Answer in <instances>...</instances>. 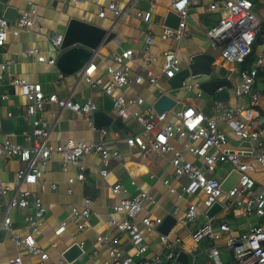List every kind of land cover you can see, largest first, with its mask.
I'll return each mask as SVG.
<instances>
[{"label":"built area","instance_id":"2783aa9c","mask_svg":"<svg viewBox=\"0 0 264 264\" xmlns=\"http://www.w3.org/2000/svg\"><path fill=\"white\" fill-rule=\"evenodd\" d=\"M73 4L81 3L82 0H66ZM264 3V0H258ZM200 0H174L170 10L178 18L176 28L164 25L160 34L162 41H179L186 35V19L190 6L198 5ZM254 0H218L209 5L211 11L219 13L217 23L206 31L212 48L219 51V56L224 69L232 74L236 73V83L232 87L233 96L248 97L251 103L255 104L258 98L254 90L255 81L259 68L264 65V52L256 55V60L247 69L240 70L239 65L253 50L252 45L258 37L261 38V45L264 48V15H259L253 10ZM118 0H108L104 8H99L98 16L103 17L105 10L115 17L121 14L117 6ZM152 6L153 4L150 3ZM31 5V4H29ZM35 7L31 5L19 17L10 22L0 17V47L3 46L10 32L17 36L21 31L37 26L33 19ZM33 15V16H32ZM143 21L150 19L151 12L145 11L137 14ZM60 37L54 42L58 47ZM145 43L153 44L152 36L145 39ZM145 54H149L147 48ZM29 57L36 56L37 62H45V58L40 54L38 47L26 50ZM162 61V73L166 78H172L181 69L180 60L173 51H164L160 54ZM133 58V51L130 48L121 49L112 55V61L120 64L106 67V72L110 76L109 82H104L99 77H94L95 66L86 64L81 69V76L90 88H97L105 95L112 98L116 116L118 118H132L140 125L139 134L126 138L128 147H137L141 152L155 151L160 154L171 153L170 164L174 175L184 178L185 183L179 192H175L176 198L194 197L197 193L203 194L202 206L203 215L215 203L222 206V210L217 214L229 212L234 217L257 220V224L250 225L247 230L236 233L232 226L221 220L214 226L208 219L199 227L191 230L188 234L189 245H183L181 238L175 234L174 226L179 224L186 226L195 222L197 218V206L189 203L183 214L179 217L178 211L173 209L170 216L175 219L174 226L166 235L158 232L157 228L162 223V219H151L147 216L137 218L142 206L149 201L154 203L152 197L145 192L125 199L120 198L113 205V211L121 213L123 218L109 223L119 234L128 237L131 253L124 255L118 247L119 237L108 234L98 235L97 243L107 248L108 259L103 264H180L176 262V257L180 252L188 256V264H197V254H204L210 264H264V189L255 190V181L250 176L251 165L245 158L253 157L257 164L263 169L264 175V117L261 116L254 107L231 108L227 102L220 101L213 103L208 115L203 114L190 105L182 106L180 109H171L167 112L157 114L152 107H146L140 112H131L130 106H140L143 104L141 97L125 98L117 95V90L130 84L132 81L139 83L140 76L130 77L129 62ZM48 64L54 65L55 60H48ZM10 61L0 63V80L8 74ZM227 66V67H226ZM58 78H62L58 75ZM148 82L153 84L155 77L149 75ZM6 84L10 88L16 89L18 95L27 100V106L23 115L24 120L31 123V130L23 131L22 137L25 145L11 142L8 139L0 141V171L2 163L7 160L16 159L25 165L15 173L14 183L17 188L23 185H34L40 183L43 191L45 185L40 181L45 166L50 161L53 154L59 157L60 164L65 167L72 165L76 167V181L84 180L85 156L89 153H98L103 166L106 167L109 159H118L120 154L117 151H109L102 142L93 141L74 142L67 140L60 145L48 143L50 134L49 122L41 118H36V111L42 109L46 104L56 106L61 110H68L87 120L92 121V114L99 110L96 103L87 99L84 103L74 102L70 97L58 98L55 94H45L39 83L27 82L23 78L7 76ZM190 91H194L199 97L201 90L198 88V81H194L188 86ZM219 87L217 91H222ZM7 95L0 96V100H6ZM11 117L10 113L6 114ZM225 124L229 129L226 134L220 127ZM107 131L102 128L101 135L105 136ZM170 140L183 142L181 150H175ZM229 140L241 142L251 140L255 143V150L238 149L229 145ZM183 152L200 158L201 165L191 163L182 158ZM228 166L227 173L221 178L218 176L220 166ZM106 169L102 168L99 173L104 176ZM231 172L238 174L235 184L227 191L221 190V183ZM72 183L73 179L68 180ZM167 183V181L165 182ZM50 189L56 190L55 184H50ZM9 191L8 186L0 184V230L9 234L10 240L16 247L23 248L27 253L38 256L40 264H51L48 261L47 253L36 244V237L40 235L43 218L46 209L41 199L28 190L15 191L8 203L3 206L1 198ZM71 193V190H67ZM126 192L119 184L112 187V193L117 195ZM91 202L86 198L80 208H72V216L77 219L76 229L82 231L89 225ZM29 209L33 213L24 218L26 227L23 235L14 232L12 220L9 216L10 209ZM206 217V216H205ZM142 227L147 234L156 233L157 242L162 250V258L148 255L149 244L145 241L140 230ZM65 229V222H61L54 231L56 235ZM2 242V241H1ZM0 242V243H1ZM84 254L83 243H74ZM231 252L232 261L224 260L221 253ZM225 253V252H224ZM95 255L96 251H92ZM227 257V256H226ZM20 263L17 257L10 261V264ZM57 264H70L63 257Z\"/></svg>","mask_w":264,"mask_h":264},{"label":"crops","instance_id":"0c3cea01","mask_svg":"<svg viewBox=\"0 0 264 264\" xmlns=\"http://www.w3.org/2000/svg\"><path fill=\"white\" fill-rule=\"evenodd\" d=\"M5 6L15 10L16 18L19 17L29 7L34 6L37 26L28 30L21 31L17 36L10 32L3 46L0 47V63L10 61L8 74L0 80V96L7 95L6 100H0V121L5 118L13 120L14 133L4 134L0 127V141L8 139L11 142L25 145L22 137L23 131L31 130L30 120L23 118L27 100L18 95L16 89L10 88L6 84L7 76L23 78L27 82L39 83L45 94H55L58 98L70 97L74 102L84 103L87 99L96 103L98 109L103 106V93L97 88H90L81 76V69L71 74H65L56 67V60L60 54L59 49L54 42L65 31L67 22L72 19H79L108 32L114 33V38L104 44L103 38L98 47L93 51L86 64H93L95 70L94 77L101 78L105 83L110 81V76L106 72V67L120 64L112 61V55L121 49L130 48L133 51V58L128 63L130 66V77L140 76L141 81L130 84L117 90V95L125 98L141 97L143 104L140 106H130L131 112H140L146 107H151L152 103L167 90V79L162 73V61L160 54L164 51H173L180 60L181 67L189 63V59L196 54H206L213 58L211 63L212 73L210 77L202 76L197 79L198 82L220 80L230 84V88L222 86L227 90L229 100L227 104L231 108L254 107V109L264 117V83L260 78L256 79L254 90L258 95L255 104L251 103L248 97H234L232 87L236 83V73H228L224 69V64L219 56V51L212 48L209 39L206 37V31L215 25L219 19V13L211 11L209 5L218 0H200L198 5L190 6L188 17L186 19V35L179 41L160 39L163 27V18L170 10L174 0H118L117 6L121 14L115 17L112 13L105 10L103 17L98 16L99 8H104L108 0H82L81 3L73 4L66 0H0ZM152 3L153 5L150 6ZM31 4V5H29ZM253 10L264 15V3L258 0L253 2ZM150 11V19L145 22L137 14H143ZM106 36V35H105ZM152 36L153 44L148 46L145 39ZM38 47L40 54L45 58V62H37L36 56L29 57L26 50ZM145 48L148 55L144 53ZM255 54H262L264 48L256 45ZM48 60H55L54 65L47 63ZM85 64V65H86ZM84 65V66H85ZM227 67V66H226ZM264 69V65L259 68ZM61 75L62 78H58ZM149 75L155 77V82H148ZM191 93V96H189ZM190 105L208 115L211 111L213 102L210 97L202 91L198 97L194 91H190L182 100H179L175 109ZM7 113L11 117H7ZM109 115L113 120H120L122 127L115 131L109 127H104L107 131L105 136L101 135L102 128H95L92 121L83 116L61 110L54 105L46 104L42 109L36 111V118H41L49 122L50 134L48 143L51 145H60L67 140L74 142L93 141L102 142L109 151H117L120 154L118 159L108 160L106 167L103 166L101 157L98 153H89L85 156L84 180L76 181V167L67 165L63 167L60 164L58 156L53 154L50 161L45 166L42 173L41 182L46 186L43 191L40 189V183L34 185H23L17 188L14 183V177L17 170L24 167V163L16 159L7 160L2 163L0 171V184L8 186V193L1 198V203L5 206L9 199L14 196L15 191L28 190L37 195L44 207L46 213L43 218L41 232L36 237V244L48 255V261L51 264H57L62 258V253L74 243H83L84 254L78 257L70 264H103L108 259L107 248L96 241L98 235L108 234L118 236V247L126 255L131 253L128 237L119 234L117 230L109 223L111 220H121L123 215L113 211V205L120 198L129 199L140 192H145L153 198L154 203L145 202L137 218L149 217L151 219L160 218L164 220L170 216L171 211H178L177 217L181 216L189 203L197 206V218L195 222L186 226L176 224L174 226L175 234L181 238L185 248L188 247V234L196 229L202 223L207 221L203 215L202 199L203 194L197 193L194 197L176 198L171 190L179 192L181 186L185 183L184 178L174 175L170 164L171 153L160 154L155 151L141 152L137 147H128L126 138L139 134L141 127L132 118H118L112 109ZM219 127L229 134V129L225 124ZM233 140H229V145L233 148L255 150V143L251 140L237 142L233 145ZM171 146L175 150L183 148V142L170 140ZM182 158L191 163L201 165V159L183 152ZM251 165L250 176L255 181V190L264 189L263 169L256 163L253 157L245 158ZM105 168L106 174L100 175L99 171ZM228 170L226 164L220 166L218 176L223 177ZM69 179H73L69 183ZM167 181V183H165ZM50 184L57 186L56 190L49 188ZM119 184L126 192H120L115 195L112 193V187ZM70 189L71 193L67 190ZM90 199L91 212L89 225L82 231L76 229L77 219L72 216V208H80L84 199ZM33 213L29 209H10L9 216L12 220V229L14 232L23 235L25 232L26 215ZM221 220L226 221L233 227L236 233L247 230L252 224H257L255 219H244L234 217L231 213L223 212L211 220L216 226ZM61 222H65V229L56 235L54 231ZM145 241L149 244L148 255L162 258V250L157 242V234H147L140 227ZM92 251H96L93 255ZM223 252H226L224 250ZM198 255L201 257L198 260ZM204 254H197L196 261L200 264H210L205 260ZM19 257L18 264H40L38 256L27 253L23 248L16 247L6 233L0 243V264H10V261ZM203 257V258H202ZM228 260V256L225 257ZM204 261V262H203ZM230 261V260H229ZM231 264V262L227 263Z\"/></svg>","mask_w":264,"mask_h":264},{"label":"water","instance_id":"95a60500","mask_svg":"<svg viewBox=\"0 0 264 264\" xmlns=\"http://www.w3.org/2000/svg\"><path fill=\"white\" fill-rule=\"evenodd\" d=\"M0 17L13 22L16 18L15 10L0 1ZM165 26L176 28L179 18L168 11L163 18ZM106 35V36H105ZM114 33L93 25L91 23L72 18L67 22L65 31L60 36L58 49L60 54L56 60V67L59 71L65 74H71L80 70L89 60L93 51L98 47L99 42L108 43L114 38ZM261 43V38L258 37L252 45L254 49L256 45ZM213 58L206 54H196L189 59V63L185 67L174 74L172 78L167 79V90L161 94L151 105L152 109L161 114L171 109L176 108L179 100H182L190 89L188 86L192 82L202 76L210 77L212 73L211 63ZM226 86L230 88V84L226 81L210 80L198 82V88L208 97L211 102H220L229 100L227 90L217 91L219 87ZM103 106L101 109L92 114V123L95 128L109 127L115 131L116 128L122 127L120 120H113L109 115L112 110V98L103 94ZM0 127L4 134L14 133L13 120L5 118L0 121ZM238 174L231 172L230 175L221 183V190L227 192L237 181ZM222 210V206L218 203L213 204L205 213L206 218L212 219ZM175 219L171 216H166L162 223L158 226L159 233L166 235L168 231L174 226ZM5 237V231L0 230V242ZM82 255V250L76 244H71L63 253V259L72 263ZM176 262L180 264H188V256L184 252H180L176 257Z\"/></svg>","mask_w":264,"mask_h":264},{"label":"trees","instance_id":"16d2710c","mask_svg":"<svg viewBox=\"0 0 264 264\" xmlns=\"http://www.w3.org/2000/svg\"><path fill=\"white\" fill-rule=\"evenodd\" d=\"M263 28H264V26H263ZM255 60H256V54H255V51H254V49H253V50L251 51L250 55L247 56V57L245 58L244 62L241 63V64L239 65V69H240V70H243V69H247V68H249V66H250ZM258 78H260L261 81L264 83V69H259V70H258V73H257V77H256V79H258ZM255 83H256V81H255Z\"/></svg>","mask_w":264,"mask_h":264},{"label":"rangeland","instance_id":"374dc122","mask_svg":"<svg viewBox=\"0 0 264 264\" xmlns=\"http://www.w3.org/2000/svg\"><path fill=\"white\" fill-rule=\"evenodd\" d=\"M189 96H191V93H190ZM236 144H237V142L234 141V142H233V145L236 146ZM226 256H228V257H229V260L232 261V258H231V256H232V255H231V252H225V253L222 252V253H221V257H222L223 260L225 259ZM204 257H205V260H204V261H206V256H204ZM202 258H203V257H202ZM200 259H201V257L198 255V260H200ZM198 260H197V264H200V262H199ZM204 261H203V262H204Z\"/></svg>","mask_w":264,"mask_h":264}]
</instances>
